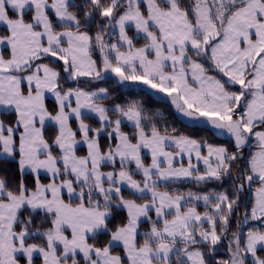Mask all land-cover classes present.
Segmentation results:
<instances>
[{
	"label": "snow or ice",
	"instance_id": "obj_1",
	"mask_svg": "<svg viewBox=\"0 0 264 264\" xmlns=\"http://www.w3.org/2000/svg\"><path fill=\"white\" fill-rule=\"evenodd\" d=\"M0 264H264V0H0Z\"/></svg>",
	"mask_w": 264,
	"mask_h": 264
},
{
	"label": "trees",
	"instance_id": "obj_2",
	"mask_svg": "<svg viewBox=\"0 0 264 264\" xmlns=\"http://www.w3.org/2000/svg\"><path fill=\"white\" fill-rule=\"evenodd\" d=\"M108 86L110 88L115 89V95L118 96H123L125 99H144L146 103H148L150 106L153 107V109L155 108H160L162 111L167 112L168 111V104L165 100L153 97L151 94L148 93L147 96H141L140 93L141 92H146L143 89H139V88H124L123 85H118L114 82V78H113V82L105 85ZM49 103H51L49 101ZM173 123L175 124L176 127L185 130V131H194L196 134L201 135V136H208L209 140L211 143L214 144H223V145H228L230 142V139L221 137V136H212L210 135L208 132L203 131L202 129L205 128V125H199V124H194V123H189L186 120L179 118L174 119ZM215 185H210V187H214ZM227 186V185H225ZM174 187H179L181 190L183 191H187L189 188H192L193 191H196L197 188L192 185L190 182H184L183 184H176L174 185ZM248 199H251L250 195L248 196ZM203 209V205H201V210ZM233 228L235 229V220L233 221ZM226 248H227V244L224 245V247L220 250V255L221 256H225L226 255Z\"/></svg>",
	"mask_w": 264,
	"mask_h": 264
},
{
	"label": "rangeland",
	"instance_id": "obj_3",
	"mask_svg": "<svg viewBox=\"0 0 264 264\" xmlns=\"http://www.w3.org/2000/svg\"><path fill=\"white\" fill-rule=\"evenodd\" d=\"M123 86H124V88H139V89H143V90L147 91V93L151 94L153 97H156V98H159V99L165 100V99L162 97V95H158V94H156L155 92L148 90V89H147L146 87H144V86H141V85H134V84H126V85H123ZM49 101L51 102V100H49ZM165 101H166V100H165ZM180 118L186 120V119L183 118V117H180ZM186 121L188 122L189 120H186ZM190 123H194V122L190 121ZM194 124H196V123H194ZM199 125H202V124H199Z\"/></svg>",
	"mask_w": 264,
	"mask_h": 264
},
{
	"label": "water",
	"instance_id": "obj_4",
	"mask_svg": "<svg viewBox=\"0 0 264 264\" xmlns=\"http://www.w3.org/2000/svg\"><path fill=\"white\" fill-rule=\"evenodd\" d=\"M187 120V119H186ZM188 122H190V121H188ZM203 125V124H202ZM221 137H224V138H227V139H230L227 135H223V136H221Z\"/></svg>",
	"mask_w": 264,
	"mask_h": 264
},
{
	"label": "crops",
	"instance_id": "obj_5",
	"mask_svg": "<svg viewBox=\"0 0 264 264\" xmlns=\"http://www.w3.org/2000/svg\"><path fill=\"white\" fill-rule=\"evenodd\" d=\"M201 167H203V165H201ZM202 205V204H201Z\"/></svg>",
	"mask_w": 264,
	"mask_h": 264
}]
</instances>
